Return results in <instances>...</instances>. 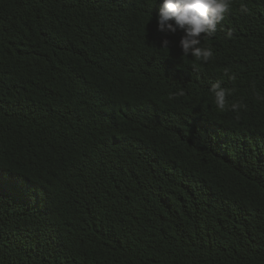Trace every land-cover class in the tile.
<instances>
[{"label": "trees", "instance_id": "obj_1", "mask_svg": "<svg viewBox=\"0 0 264 264\" xmlns=\"http://www.w3.org/2000/svg\"><path fill=\"white\" fill-rule=\"evenodd\" d=\"M0 264H264V0H0Z\"/></svg>", "mask_w": 264, "mask_h": 264}]
</instances>
